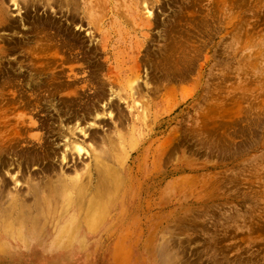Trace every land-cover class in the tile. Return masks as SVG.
Masks as SVG:
<instances>
[{
	"label": "rangeland",
	"instance_id": "rangeland-1",
	"mask_svg": "<svg viewBox=\"0 0 264 264\" xmlns=\"http://www.w3.org/2000/svg\"><path fill=\"white\" fill-rule=\"evenodd\" d=\"M12 1L0 0V141H21L0 157V163L12 164H0V184L5 179L7 190L16 192L19 182L27 191L22 173L27 177L39 165L22 164L18 155L32 149L31 137L45 132L39 127L46 119L43 109L59 124L49 105L76 97L61 91L70 80L81 82L77 90L87 99L94 93L90 77L96 64L99 80H108L112 68L116 74L130 67L137 68L144 90L160 91L135 103L122 93L98 126L100 134L110 132L123 114L137 123L131 119L118 129L131 135L135 126L139 138L126 164L130 186L117 196L105 225L92 235L81 232L85 241L63 248L53 246L54 234L33 238L26 232L25 240H14L0 231V264H264V0H128L135 8L130 16L145 23L141 30L124 4L123 16L115 18L105 6L104 19L90 24L80 6L73 18L55 0ZM60 24L74 32L73 50H57ZM81 39L85 43L79 45ZM59 71L66 87L55 80ZM74 74L78 78L66 77ZM166 90L171 93L161 114ZM155 116L168 119L166 164L159 155L163 134L152 143L142 141L148 118ZM31 119L37 126L27 135L22 122ZM82 160L87 164L90 156Z\"/></svg>",
	"mask_w": 264,
	"mask_h": 264
},
{
	"label": "bare ground",
	"instance_id": "bare-ground-1",
	"mask_svg": "<svg viewBox=\"0 0 264 264\" xmlns=\"http://www.w3.org/2000/svg\"><path fill=\"white\" fill-rule=\"evenodd\" d=\"M13 1L15 4L17 3V0ZM55 2L60 8L59 11H61V13H65L64 8H67L66 11L72 15L73 18L76 16L74 11H76L80 6L84 13L83 18H88L90 24L95 23L93 22L94 20L101 19L103 15L105 16V6L109 7L115 18L120 17L121 15L123 16L121 9L122 4H124V9L131 18V23L134 24L133 26L135 29L141 30L145 24L143 23L140 25V22L137 20L136 16H130V11L134 12L135 10V8H133L134 5H132V2L134 1L128 2V0H121V4L120 0H55ZM98 12L100 13L99 17L94 16ZM0 14H2V12ZM68 21H70L69 18ZM70 23L74 24V19H72ZM69 28L70 27L68 25L67 27H63L62 24H60L59 27L57 26L58 43H56V46L58 47L57 50H59V52H62L64 49H69V47L72 49L73 46H75V43L73 42L74 32L70 30V33L66 32V29ZM105 42L100 43L101 51L103 52L106 49ZM84 43L85 41L81 39L79 45ZM97 53V51L94 52L92 55L93 59H97ZM89 59L90 56L85 57L83 60L88 61ZM96 66L97 67L94 68L90 77V82H95L94 93L92 94L91 98L89 97L87 99L83 98L80 95L81 93H79L77 90V86L79 85L80 81L76 82L75 80H70L68 86L66 87L64 81L62 80L65 73H62L63 71H59L60 74L56 73L54 77H56L55 80L60 81V86L58 85L59 88L62 86L66 87L61 88V91L69 90L67 94H72L71 96L76 97H68L69 99L67 98L68 100L63 101L62 105H49V107H54L57 111V120L59 121L58 125L55 124L56 118H54V115H48V108L43 109L47 113L46 119L39 127L43 128L45 132L39 136L31 137L33 138L32 149L21 152L18 155L19 158L22 159V164L39 165L38 168H35V171H31V173L27 172V177H25V174L22 173V177L25 179V182L28 185L27 191H22L23 184H19V182L17 187L19 186L20 189L14 193L10 190H7L9 184L5 181V179L2 181V184H0V231L13 237L14 240H25L27 238L25 233L28 232L33 235V238H42L44 234L48 235L49 233L54 234L51 242L56 248L71 246L73 244L79 243L82 240L85 241L86 237H82L80 235L81 232L84 231L85 235H92L98 232L101 227L105 225V219L107 218L111 207L116 204L117 196L124 190V188L125 190H128L130 186L128 181L129 173L127 172L126 164L131 157V152L139 141V138L135 135V126H133L131 132H129L131 135H128L126 132H122V130L118 129L120 128L118 126L123 125V123H126L127 121H131L132 118H126V115L120 114V119L118 121L119 123L117 122L119 125L112 128L110 132H106L107 129H105V131H101L100 134V129L98 130V128L101 126V122L104 120V118L102 120V117L108 115L110 116L113 112L111 109L117 107L114 99H123L122 93H125V98H128L132 100L133 103H135L137 100L149 98V93H158L160 89L153 88L152 86L149 89L147 88V91L144 90V85L142 86L139 83V79L136 80V78H139V75L137 77V73H139L137 68L133 69L129 67L128 70L127 68L119 69L118 73L116 74L112 68L106 76L108 80H99V64H96ZM71 70L73 72V69ZM125 72L127 73L125 76L126 78L121 84L120 78H122ZM66 77H69L70 79H76L78 78V75L74 74L72 77L69 75ZM145 85H147V87L150 86L148 82H146ZM115 86L116 89L114 88ZM71 89L75 92H71ZM82 89H84V87H82ZM168 91L166 90L165 93L163 92L164 94L160 95L164 102L161 114H163V112L166 110L165 103L168 97ZM170 93L171 91H169V94ZM102 103L103 105L100 106ZM129 104H131V102ZM129 107H131L130 109H134V105H129ZM143 108L146 112H149L151 108L149 100L146 99L144 101ZM144 115L146 114L144 113ZM147 116H145V118ZM65 117L66 120H63ZM158 117L152 119V121L150 118H148L150 122V129L147 133L148 137L145 139L143 138L142 141L152 143L154 138H156L159 134H163V137L161 136L162 149L159 155L162 157V160L165 163L167 156L169 157V154H167V146L169 143L167 140V135L169 134H167L168 119L162 116V119L159 120ZM89 119H91V122H88ZM63 121H65L67 124L63 125ZM132 122L133 124L137 123L136 120L134 121L133 119ZM72 123L74 125L70 126ZM82 123H84L86 126L82 127ZM17 124L19 126L21 121L18 120ZM22 124L25 125L23 129H27V135H29V131L35 129L37 126L36 121H33V119L30 121L26 120V122H22ZM20 126L19 128H22V126ZM18 133L19 131L16 134ZM12 135H14V133ZM5 136L7 135H4L3 137ZM58 139H62L61 145L60 143H56ZM6 140L0 141V157L5 154L6 150L11 152L13 149L15 150L16 146L21 141L20 138L18 139L16 136H10ZM84 155L90 156V161L87 164L82 163ZM0 164L5 166V164L8 163L4 162L2 159ZM8 165L12 164L9 163ZM20 165L21 164H18V166ZM132 176L134 175L132 174ZM161 176L163 178L162 182H164L167 179L168 173L165 171ZM12 179L16 183L17 178ZM167 193L168 189L165 187L162 196H165ZM113 230L114 229L110 231Z\"/></svg>",
	"mask_w": 264,
	"mask_h": 264
}]
</instances>
